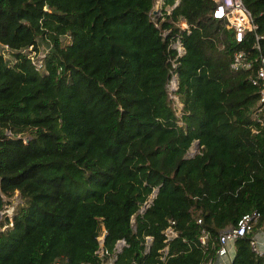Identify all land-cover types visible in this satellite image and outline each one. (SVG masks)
I'll return each mask as SVG.
<instances>
[{
  "label": "trees",
  "instance_id": "trees-1",
  "mask_svg": "<svg viewBox=\"0 0 264 264\" xmlns=\"http://www.w3.org/2000/svg\"><path fill=\"white\" fill-rule=\"evenodd\" d=\"M154 1L0 0V211L20 195L0 264H101L100 236L109 254L124 242L111 264H201L242 214L264 227V111L248 81L264 58V0H242L257 39L241 43L213 0H161L160 16ZM237 49L251 69H229ZM228 264H261L249 235Z\"/></svg>",
  "mask_w": 264,
  "mask_h": 264
},
{
  "label": "built area",
  "instance_id": "built-area-1",
  "mask_svg": "<svg viewBox=\"0 0 264 264\" xmlns=\"http://www.w3.org/2000/svg\"><path fill=\"white\" fill-rule=\"evenodd\" d=\"M213 2L214 7L211 11V17L213 19L220 20L223 23L224 28L231 32L232 40L235 43H241L244 40L247 41V38L250 37L257 39L255 33L257 26L253 22L251 13L244 6L242 0H213ZM180 22L182 23V25L178 26L181 29L186 28L183 19H181L179 23ZM169 47L176 50L177 56H180L184 52V48L182 47L179 39H176L174 42H172ZM42 57L43 55H41L40 58L36 59L35 61H31L36 69L42 68ZM171 65L174 66L173 63H171ZM228 67L231 71L251 69L252 62L242 49H237L232 53ZM169 75L170 77L167 82H169L173 86L176 82V74L169 71ZM248 81L252 86H255L257 88V112L264 111V58H260V63L254 69L253 75L248 77ZM148 203H145L144 206H147ZM258 218L259 213H257L256 211H251L242 214L234 225H228L221 228L214 237L215 242L212 243L214 246L213 256L209 257L201 264H228L233 255L234 241L236 240V238L248 235L250 251L260 259L261 264H264V239L261 240L258 238L259 230H256L254 232L252 231L253 225L256 223ZM199 222L200 220H197V223ZM173 225L174 223L172 221H169L166 227L161 231L164 237V242H167L168 240L176 236V231ZM262 229H264V227ZM208 238L209 235L203 232L199 236L198 242L200 243V245H205ZM150 241V236L144 237L143 252H146L148 250ZM123 244L124 242L122 240L116 241L114 250L111 254H109L105 249H103L102 236H100L99 248L97 249L96 253L100 258L103 259L101 264H111L115 257V253L120 251ZM159 252L161 253L159 259L163 260L164 254L166 253V248H162L161 250H159Z\"/></svg>",
  "mask_w": 264,
  "mask_h": 264
},
{
  "label": "rangeland",
  "instance_id": "rangeland-1",
  "mask_svg": "<svg viewBox=\"0 0 264 264\" xmlns=\"http://www.w3.org/2000/svg\"><path fill=\"white\" fill-rule=\"evenodd\" d=\"M160 3H161V0H155L154 1V5H153V9H156V11H157L156 14L158 16H160V12H159ZM177 25L180 26V25H182V23L178 22ZM44 47H45L44 43H39V51L37 52V54L33 55V52L29 53V55L31 56L30 57L31 61H35L36 59L40 58L41 55L44 54V52L46 50V48H44ZM29 50H30V47H29ZM0 51H3L2 47L0 48ZM3 53H4L5 58H7L8 60H12V57L9 56L5 51ZM175 86H176V82H175V85H173V86L169 82H167L166 91H167L168 98L171 100V106L175 110V115L179 116L180 103L178 102L176 96L173 94ZM195 151H196V147L191 145L190 148L188 149L187 153H186V156H191L192 154H194ZM153 195H154V193L149 195L146 203L149 202L150 198ZM18 202H19V200H18V197H17V192H15L13 197L9 199V203L5 204L3 206V209L0 211V225L3 223L5 216H11L12 215V213L14 211V207L16 206V204ZM142 208H144V207H141L140 210ZM132 220L133 219L131 218V221Z\"/></svg>",
  "mask_w": 264,
  "mask_h": 264
},
{
  "label": "water",
  "instance_id": "water-1",
  "mask_svg": "<svg viewBox=\"0 0 264 264\" xmlns=\"http://www.w3.org/2000/svg\"><path fill=\"white\" fill-rule=\"evenodd\" d=\"M152 13L153 14H155L156 13V9H152ZM177 77V76H176ZM25 140H27L26 138H25ZM194 147H197V145H198V142L197 141H195V142H193V144H192ZM186 157V156H185ZM156 194V191H154V195ZM17 197H18V200L20 201V195L17 193ZM149 201H151V198H150V200ZM142 207H144V206H142Z\"/></svg>",
  "mask_w": 264,
  "mask_h": 264
},
{
  "label": "crops",
  "instance_id": "crops-1",
  "mask_svg": "<svg viewBox=\"0 0 264 264\" xmlns=\"http://www.w3.org/2000/svg\"><path fill=\"white\" fill-rule=\"evenodd\" d=\"M258 238L261 240L264 239V229L259 230Z\"/></svg>",
  "mask_w": 264,
  "mask_h": 264
}]
</instances>
